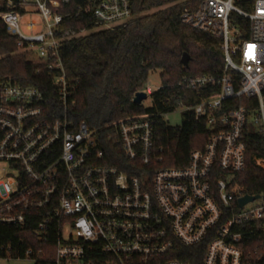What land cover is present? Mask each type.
Returning a JSON list of instances; mask_svg holds the SVG:
<instances>
[{
	"label": "built area",
	"instance_id": "2783aa9c",
	"mask_svg": "<svg viewBox=\"0 0 264 264\" xmlns=\"http://www.w3.org/2000/svg\"><path fill=\"white\" fill-rule=\"evenodd\" d=\"M69 3L0 0L7 34L49 72L61 113L44 106L37 88L0 82V225L34 227L46 247L24 254L35 264H264V194H247L236 182L250 129L263 139L254 164L264 169V0L249 12L234 0L182 2L180 23L219 41L223 70L182 78L180 87L194 96L161 115L206 120L203 148L180 168L158 167L151 115L100 129L72 121L73 84L61 50L86 30L64 24L89 16L97 30L113 31L131 9L129 0H86L62 13ZM234 16L248 21V36ZM239 99L247 105L233 108ZM244 196L258 198L239 206Z\"/></svg>",
	"mask_w": 264,
	"mask_h": 264
},
{
	"label": "trees",
	"instance_id": "16d2710c",
	"mask_svg": "<svg viewBox=\"0 0 264 264\" xmlns=\"http://www.w3.org/2000/svg\"><path fill=\"white\" fill-rule=\"evenodd\" d=\"M85 1L70 0L62 13L74 14L76 6ZM129 1L131 18L113 31L97 30L89 16L64 24L86 30L84 35L64 43L61 50L65 75L74 91L70 116L75 124L84 122L90 129H100L129 116L151 115L154 145L156 150L160 149L163 160L158 167H184L190 152L202 149L209 136L206 120L196 122L191 115H185L181 127L173 130L161 120V115L170 112L178 100L187 104L185 97L194 96L180 87L182 78L221 73L220 43L180 23L184 0ZM255 1L234 0V5L249 12ZM233 19L243 35L248 36V21L237 16ZM5 29L0 20V82L10 80L13 84L37 88L43 93L44 106L58 108L57 115H61L49 72L19 53L16 40ZM183 54L189 57L187 67L181 64ZM157 71L161 85L149 96L150 105L133 104L136 93H145L149 74ZM199 99L198 95L193 103ZM245 102L239 99L231 104L237 108L247 105ZM246 138V167L237 174L236 182L247 194H264V169L254 164V158L263 155V139L252 129ZM109 164L119 165L123 170L120 162ZM33 230L31 225L23 229L0 225V259H26L24 254L28 250H44L45 244L36 239Z\"/></svg>",
	"mask_w": 264,
	"mask_h": 264
},
{
	"label": "rangeland",
	"instance_id": "374dc122",
	"mask_svg": "<svg viewBox=\"0 0 264 264\" xmlns=\"http://www.w3.org/2000/svg\"><path fill=\"white\" fill-rule=\"evenodd\" d=\"M153 13L149 12V14ZM19 53L24 54L25 58L27 60H30V56L28 54L22 53L18 50ZM160 79H159V72H152L151 74H149V77L147 79L146 88H150V90L152 92H155L157 90V88L160 86ZM142 104L144 106H148L150 105V101L148 98V94H147V99L144 100V102H142ZM163 121L170 127V128H177L181 126L182 123V116L178 113H172V114H168L163 116ZM258 202H253L252 204H250V206H254L257 205ZM0 264H34V262L31 259H17V260H13V259H0Z\"/></svg>",
	"mask_w": 264,
	"mask_h": 264
},
{
	"label": "water",
	"instance_id": "95a60500",
	"mask_svg": "<svg viewBox=\"0 0 264 264\" xmlns=\"http://www.w3.org/2000/svg\"><path fill=\"white\" fill-rule=\"evenodd\" d=\"M188 61H189L188 55L183 54V56L181 58V64H182V66L183 67H187ZM146 99H147V95L144 92H138V93H136L134 95L132 101H133V104L140 105ZM257 198H258V196H253V197L244 196L243 198H241L238 201V204H239V206H243L244 204H246L248 202H251V201H253L254 199H257Z\"/></svg>",
	"mask_w": 264,
	"mask_h": 264
}]
</instances>
